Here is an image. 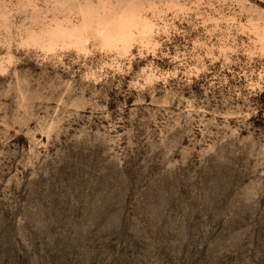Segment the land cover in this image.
Returning a JSON list of instances; mask_svg holds the SVG:
<instances>
[{"label":"rangeland","instance_id":"rangeland-1","mask_svg":"<svg viewBox=\"0 0 264 264\" xmlns=\"http://www.w3.org/2000/svg\"><path fill=\"white\" fill-rule=\"evenodd\" d=\"M0 264H264V0H0Z\"/></svg>","mask_w":264,"mask_h":264}]
</instances>
